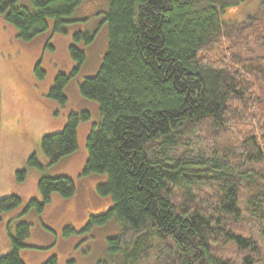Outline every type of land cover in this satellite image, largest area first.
<instances>
[{"label": "trees", "instance_id": "trees-1", "mask_svg": "<svg viewBox=\"0 0 264 264\" xmlns=\"http://www.w3.org/2000/svg\"><path fill=\"white\" fill-rule=\"evenodd\" d=\"M18 1L0 0V15L30 41L49 21L65 33L90 0ZM103 1L107 48L96 73L78 85L99 114L81 175L104 174L95 194L109 196L111 206L90 214L82 231L114 219L119 232L106 252L116 264H264V0L239 24L220 15L247 0ZM72 39L89 45L93 34L77 31ZM68 53L75 66L48 91L62 105L85 61L74 44ZM88 119L87 111L69 113L60 131L41 137L49 165L76 150L78 124ZM27 164L42 168L35 154ZM15 178L22 182L25 170ZM37 192L25 204L0 198V221L12 212L0 264H27L24 254L41 247L26 245L30 224L18 218L43 213L54 193L71 198L75 185L42 175ZM74 232L63 227L65 237ZM41 264H57L56 256Z\"/></svg>", "mask_w": 264, "mask_h": 264}, {"label": "rangeland", "instance_id": "rangeland-1", "mask_svg": "<svg viewBox=\"0 0 264 264\" xmlns=\"http://www.w3.org/2000/svg\"><path fill=\"white\" fill-rule=\"evenodd\" d=\"M261 1L247 0L224 11L220 19L239 24L255 12ZM17 5L29 7L30 0H19ZM105 11L103 0H90L86 8L74 14L72 18L77 21L67 24L65 33L53 32L52 21H49L48 29L30 41L18 39L16 30L0 15V198L15 195L22 204L31 198L38 199L37 181L42 175L67 176L73 181L75 194L71 198L63 199L54 193L51 197L58 200L51 198L43 213L29 210L18 218L30 224L26 245L41 247L31 252L46 258L54 255L57 264H116L114 257L106 252V240L119 232L114 219L90 231H82L90 214L104 212L111 206L109 196L95 194V186L104 182V174L81 175L86 159V136L99 121V114L96 102L82 98L78 90L83 78L96 73L106 51L107 32L102 20ZM77 31L92 33V42L89 45L75 43L72 35ZM71 44L84 52L85 61L66 84L63 90L66 101L62 105L48 97V91L58 73H69L75 66L68 53ZM249 47L245 48V54L249 53ZM81 111H87L89 119L78 124L76 150L49 165L40 150L41 137L60 131L69 113ZM32 154L41 169L28 166ZM21 170H25V178L18 182L15 174ZM11 214L4 213L0 222ZM18 219L8 222L12 229ZM65 225H70L75 232L65 237ZM38 232L47 235L45 243L32 238V234ZM6 236L9 244L8 234ZM3 246L0 234V256L9 250L2 252Z\"/></svg>", "mask_w": 264, "mask_h": 264}, {"label": "crops", "instance_id": "crops-1", "mask_svg": "<svg viewBox=\"0 0 264 264\" xmlns=\"http://www.w3.org/2000/svg\"><path fill=\"white\" fill-rule=\"evenodd\" d=\"M51 198H55L54 200H58L57 197H51ZM8 219V217L6 216L5 220L0 222V234L1 236L3 237V248H2V252L3 251H7L9 248L8 247V240H7V230L5 228L6 226V220ZM40 233V234H38ZM36 235L33 233L32 234V238L34 239H38L39 242H42V243H45L46 241V238H47V235L42 233V232H38ZM45 258V256L43 254H40V253H37V252H27L24 254V261L27 263V264H34V263H37V262H40L42 261L43 259Z\"/></svg>", "mask_w": 264, "mask_h": 264}, {"label": "bare ground", "instance_id": "bare-ground-1", "mask_svg": "<svg viewBox=\"0 0 264 264\" xmlns=\"http://www.w3.org/2000/svg\"><path fill=\"white\" fill-rule=\"evenodd\" d=\"M43 10V9H42Z\"/></svg>", "mask_w": 264, "mask_h": 264}]
</instances>
